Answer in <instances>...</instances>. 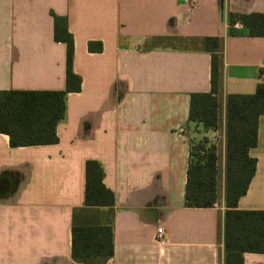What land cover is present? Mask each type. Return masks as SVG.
<instances>
[{
    "label": "crops",
    "instance_id": "obj_1",
    "mask_svg": "<svg viewBox=\"0 0 264 264\" xmlns=\"http://www.w3.org/2000/svg\"><path fill=\"white\" fill-rule=\"evenodd\" d=\"M253 13L264 0H0V91L66 90L54 16L67 19L81 78L56 144L13 148L0 134V264H224L226 98L264 80V37L231 19ZM208 37L220 40L217 131L189 121L190 95L211 89ZM194 128L217 145L213 208L185 207ZM249 154L256 173L238 208L264 210V115ZM91 160L113 207L84 203ZM97 226H112L113 256L74 259L72 229Z\"/></svg>",
    "mask_w": 264,
    "mask_h": 264
},
{
    "label": "trees",
    "instance_id": "obj_2",
    "mask_svg": "<svg viewBox=\"0 0 264 264\" xmlns=\"http://www.w3.org/2000/svg\"><path fill=\"white\" fill-rule=\"evenodd\" d=\"M232 22L247 27L251 37H264V14L233 15ZM54 38L67 45L65 91H0V134L9 137L11 147L52 145L58 142L57 124L64 118L66 98L79 92L81 78L73 70L74 40L65 17L54 16ZM211 54V89L190 95L189 121L205 131L221 127L220 40L208 37ZM98 51L102 50L98 44ZM94 50V43L89 44ZM264 115V80L253 94H230L226 98V205L224 215V264H244V255L264 254V210H240L255 176L257 160L250 150L257 146L259 119ZM217 145L206 136L191 140L185 207L213 208L217 202ZM104 171L97 161L86 163L85 205L113 207L115 195L104 182ZM114 254L112 226L74 227L72 257L87 259Z\"/></svg>",
    "mask_w": 264,
    "mask_h": 264
},
{
    "label": "built area",
    "instance_id": "obj_3",
    "mask_svg": "<svg viewBox=\"0 0 264 264\" xmlns=\"http://www.w3.org/2000/svg\"><path fill=\"white\" fill-rule=\"evenodd\" d=\"M235 24H236V27L238 29L242 28V24L240 22H236ZM154 239H155L156 243H158V244H165L167 242L163 228L157 229L155 236H154Z\"/></svg>",
    "mask_w": 264,
    "mask_h": 264
},
{
    "label": "rangeland",
    "instance_id": "obj_4",
    "mask_svg": "<svg viewBox=\"0 0 264 264\" xmlns=\"http://www.w3.org/2000/svg\"><path fill=\"white\" fill-rule=\"evenodd\" d=\"M192 132H193V134H194L193 139H194L195 141H198V140H200L201 138L204 137V136L202 135V130H198V131H196V129L194 128V130H193Z\"/></svg>",
    "mask_w": 264,
    "mask_h": 264
}]
</instances>
